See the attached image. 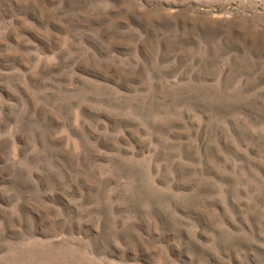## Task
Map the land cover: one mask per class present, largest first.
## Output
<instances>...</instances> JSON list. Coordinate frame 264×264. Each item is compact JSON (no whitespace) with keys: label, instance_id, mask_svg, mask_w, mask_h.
<instances>
[{"label":"rangeland","instance_id":"1","mask_svg":"<svg viewBox=\"0 0 264 264\" xmlns=\"http://www.w3.org/2000/svg\"><path fill=\"white\" fill-rule=\"evenodd\" d=\"M0 264H264V0H0Z\"/></svg>","mask_w":264,"mask_h":264}]
</instances>
